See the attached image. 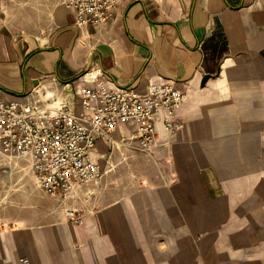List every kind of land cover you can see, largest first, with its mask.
<instances>
[{
    "label": "crops",
    "instance_id": "obj_1",
    "mask_svg": "<svg viewBox=\"0 0 264 264\" xmlns=\"http://www.w3.org/2000/svg\"><path fill=\"white\" fill-rule=\"evenodd\" d=\"M0 5L7 100L72 99L94 85L90 72L186 94L182 130L166 131L160 114L148 154L121 124L123 144L94 150L103 177L66 197L0 148V264H264V0L122 1L82 28L61 0L33 29L20 25V0Z\"/></svg>",
    "mask_w": 264,
    "mask_h": 264
},
{
    "label": "built area",
    "instance_id": "obj_2",
    "mask_svg": "<svg viewBox=\"0 0 264 264\" xmlns=\"http://www.w3.org/2000/svg\"><path fill=\"white\" fill-rule=\"evenodd\" d=\"M122 1L136 0H64V4L82 28L101 27L113 19ZM90 73L94 85L78 88L72 99L50 95L22 103L7 100L0 89L1 151L29 159L40 187L52 197H66L103 177L106 170L94 159V150L99 141L123 144L125 137L120 142L115 139L121 124L135 128L137 148L148 154L159 147L156 125L160 114L166 131L184 127L176 114L186 94L173 82L152 85L142 93L133 86L112 87L103 75ZM68 215L72 222L81 220L75 210ZM20 264L32 263L22 258Z\"/></svg>",
    "mask_w": 264,
    "mask_h": 264
},
{
    "label": "rangeland",
    "instance_id": "obj_3",
    "mask_svg": "<svg viewBox=\"0 0 264 264\" xmlns=\"http://www.w3.org/2000/svg\"><path fill=\"white\" fill-rule=\"evenodd\" d=\"M59 4H61V0H20V25L33 29L44 24L47 14L53 13L55 6ZM2 154L0 153V156ZM1 170L2 167L0 173H2ZM34 187L37 188L36 185Z\"/></svg>",
    "mask_w": 264,
    "mask_h": 264
},
{
    "label": "water",
    "instance_id": "obj_4",
    "mask_svg": "<svg viewBox=\"0 0 264 264\" xmlns=\"http://www.w3.org/2000/svg\"><path fill=\"white\" fill-rule=\"evenodd\" d=\"M207 78H208V77H205V78H204V81H203V83H204V82L207 80Z\"/></svg>",
    "mask_w": 264,
    "mask_h": 264
}]
</instances>
